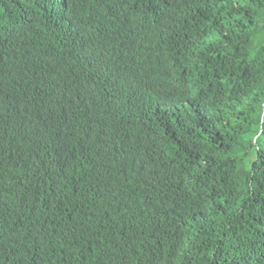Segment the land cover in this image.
<instances>
[{"label": "trees", "instance_id": "trees-1", "mask_svg": "<svg viewBox=\"0 0 264 264\" xmlns=\"http://www.w3.org/2000/svg\"><path fill=\"white\" fill-rule=\"evenodd\" d=\"M0 264H264V0H0Z\"/></svg>", "mask_w": 264, "mask_h": 264}, {"label": "rangeland", "instance_id": "rangeland-1", "mask_svg": "<svg viewBox=\"0 0 264 264\" xmlns=\"http://www.w3.org/2000/svg\"><path fill=\"white\" fill-rule=\"evenodd\" d=\"M262 145V141L259 142Z\"/></svg>", "mask_w": 264, "mask_h": 264}]
</instances>
